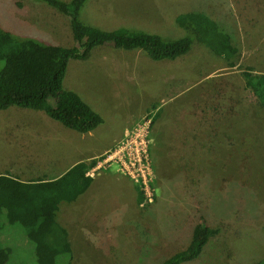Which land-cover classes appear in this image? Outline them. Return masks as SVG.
I'll return each mask as SVG.
<instances>
[{
	"label": "rangeland",
	"instance_id": "obj_1",
	"mask_svg": "<svg viewBox=\"0 0 264 264\" xmlns=\"http://www.w3.org/2000/svg\"><path fill=\"white\" fill-rule=\"evenodd\" d=\"M23 1L0 0V45L5 32L19 39L29 37L63 46L73 43L70 25H56L54 20H49L54 8L48 7L52 6L45 2L38 3L48 7L37 6L34 4L37 0L31 6H24ZM98 1L84 3L79 15L81 21L98 24L103 29L113 27L107 5L111 0H103V4ZM216 1L223 2L226 12L211 0H208L209 13L197 12L214 20L227 35L228 43L237 47L238 58L231 70L239 73L263 70L264 0ZM20 14L23 17L29 14L24 23L20 22ZM141 14H135L131 24L135 18H141ZM36 15L45 21L35 20ZM153 15L150 9L142 15L150 25L146 28L148 31L156 30L165 39L187 34L188 31L173 21L164 26L154 25ZM122 18H127L125 12L119 13L118 23L125 22ZM191 34L190 48L178 57L182 76L178 75L176 82L175 59L154 60L160 61L157 70L152 59V63L149 60L148 65L146 62L139 67L141 61H146L140 49L98 45L87 59H69L63 88H75L82 100L102 117L90 134L70 129L51 117L48 118L58 123L54 125L58 128L46 120L28 117L37 109L16 105L0 109V171L17 175L15 161L19 160L22 165L34 166V171L25 174L32 176L31 179H48L52 175L45 171L48 166L57 162L61 166L69 165L71 160L83 159L90 152H101L117 140L112 149L127 131L137 125L143 131L145 125L151 200L128 175L116 171L125 178L98 176V188L92 183V189L78 200L59 207L56 218L66 227L71 253L57 256L56 264H160L187 245L201 219L216 232H200L202 244L198 255L176 264L264 262V156H246L245 168L240 166L239 169L238 164L235 165L236 156L223 155L221 136L216 131L211 135L217 137L214 140L217 148L196 149L200 153L192 155L189 129L178 125L173 115L176 110H180V115L189 112L188 102L199 88L203 93L210 88L219 95L222 83L232 77L226 73L230 70L227 60L235 56L230 58L226 52L215 54L198 41L193 32ZM124 52L132 55L127 70L116 77L101 71L110 67L111 55L118 53V61L125 63L120 56ZM200 52L210 55L201 58ZM180 128L182 134H179ZM260 143L264 144V140L260 139ZM104 153L90 159L97 162ZM88 171L94 173L98 169ZM113 171L110 168L109 172ZM136 188L143 192L141 203L137 202ZM3 217L4 214L0 218V229L8 234L1 232L0 242L11 247V258L6 264H36L32 243L24 236L22 227L9 224Z\"/></svg>",
	"mask_w": 264,
	"mask_h": 264
},
{
	"label": "trees",
	"instance_id": "obj_2",
	"mask_svg": "<svg viewBox=\"0 0 264 264\" xmlns=\"http://www.w3.org/2000/svg\"><path fill=\"white\" fill-rule=\"evenodd\" d=\"M37 1L68 16L73 43L63 46L29 37L19 39L5 32L0 45V109L11 105L40 109L64 126L80 132L94 129L102 117L77 92L63 88L62 80L69 59H87L95 46L141 49L152 60L175 59L190 48L193 32L194 37L213 53L226 52L230 58L235 56L226 59L230 66L238 58L237 47L228 43L227 35L219 30L216 22L197 11L178 13L175 23L188 31L187 34L165 39L160 34L126 26L108 30L83 23L79 15L86 0ZM248 75L247 83L264 107V73L248 72ZM95 162L96 159L77 161L52 179L20 180L0 173V218L4 214L2 219L22 227L24 236L32 243L36 264H56L60 254L70 256L68 232L58 222L56 214L61 204L75 201L86 191L92 180L86 172ZM136 190L137 202L141 203L143 192ZM1 232L8 234L0 229V236ZM200 232L211 234L216 229L208 227L203 219L199 220L187 245L160 264H176L195 258L202 244ZM10 258L11 247L0 242V264H6ZM263 263L256 260L253 264Z\"/></svg>",
	"mask_w": 264,
	"mask_h": 264
},
{
	"label": "crops",
	"instance_id": "obj_3",
	"mask_svg": "<svg viewBox=\"0 0 264 264\" xmlns=\"http://www.w3.org/2000/svg\"><path fill=\"white\" fill-rule=\"evenodd\" d=\"M87 1V0H86ZM85 1V2H86ZM33 1L30 0H24L23 5L24 6H31L33 4ZM37 1L34 4L40 7H43L45 5L40 4ZM100 4H103V0L98 1ZM212 4L215 5L218 4L222 7L223 11L226 12V9L223 5L222 1H216L211 0ZM22 3V2H21ZM208 0H111L109 4L110 7V20L113 21L114 26L111 28H105V29H113L117 28L119 26H126V27H134L136 29H140L143 31L151 32V33H158L156 30L148 31L146 28L150 25L148 24V21L145 17H143V12L146 11V9H150L154 12L153 17L155 18L154 25L163 24L167 25L170 24L172 21L175 22V16L183 11H205L204 13H209L210 8H208ZM105 5V4H104ZM84 6V4H83ZM82 6V7H83ZM180 6V7H178ZM48 7V6H45ZM48 8H54L52 11L54 14L50 15L49 20H54L56 25L59 23L60 25H64L67 27L69 25V19L66 14L59 11L55 7H48ZM46 9V8H43ZM220 8H218L219 10ZM29 9H26V11ZM37 11V10H36ZM217 11V10H216ZM215 11V12H216ZM39 12V11H38ZM125 12L127 15V18L125 19V22L118 23L119 20V13ZM142 13L141 18H135V20L131 19L135 16L137 13ZM36 14V13H35ZM32 14H30L31 16ZM34 15V13H33ZM47 15V14H46ZM213 15V14H212ZM217 17V14H215ZM21 23L25 22V18L23 15H21ZM40 15H36L35 20H44L42 17H39ZM48 18H46L47 21ZM16 20L17 16H16ZM169 20V21H168ZM63 21V24H62ZM168 21V22H167ZM167 22V23H166ZM98 27H103L98 24H94ZM106 25L107 24H103ZM111 24H109L110 26ZM128 50V49H126ZM141 50V49H140ZM145 54V62L141 61L139 63V67H143L146 63L148 65L149 60L150 63H152L151 59L148 57V55L143 51ZM184 54V53H183ZM201 58L204 56L210 55L206 52H200ZM121 59L125 60L124 62H119V54L111 55L110 58V67L101 71L104 74H114L115 77L123 70H127L129 68L128 60L129 57L132 55L130 53H121L120 54ZM181 56V55H179ZM180 59V58H179ZM174 60V59H173ZM154 61V60H153ZM178 57L175 58L173 61V70H174V80L176 82V77L182 76V68L180 61L177 64ZM160 61H154L153 66L155 69H158ZM235 63V62H234ZM170 61H168V65L170 66ZM177 66V69H176ZM230 66V65H228ZM235 67L234 65L230 66V70H228L226 73L232 74V77H229L227 80L222 83L220 86L221 89H219L220 94L218 95L215 90H210V88H207L205 93L203 91H200V88L195 91L192 95V97L189 100V112L184 113V115H180V110H176L175 113L173 111V115L175 119L178 121V125L185 126L186 129H189L190 132V146H191V154L200 153V151L209 149L214 150L217 148L215 146L214 140L217 137H214L211 135L216 131V133H219L222 140V153L223 155H229V156H236L237 163L239 169L240 166L245 168V157L246 156H264V144L260 143V139L264 140L263 137H260L261 135L264 136V107L260 104L259 99L256 97V95L251 90V87L248 85V73L244 71V73H239L237 70H231ZM250 67V66H249ZM176 69V70H175ZM252 69V68H249ZM213 70L212 72H214ZM75 72H84L82 70H75ZM179 72V73H178ZM211 72V74H212ZM178 73V74H177ZM250 73H264L263 70H252ZM80 73L79 75H81ZM209 75V74H208ZM66 79V72L63 77V82ZM198 83V82H197ZM74 86V85H73ZM73 91H77L75 88H72V86H69V88H65ZM78 93V92H77ZM205 100V102H203ZM204 104V105H203ZM146 108L148 107L145 106ZM204 107V108H203ZM29 109V108H28ZM27 110V109H25ZM31 112V111H30ZM43 111L32 110V113L28 116L31 117V119H39V120H46L48 123H50L53 127L58 128V123L50 121V119L45 112ZM182 114V113H181ZM47 123V124H48ZM180 128L179 134L183 133V129ZM74 130V129H73ZM69 131V130H66ZM91 131L88 132H81L82 134L87 133L90 134ZM182 137V135H180ZM179 136V137H180ZM258 137V138H257ZM117 141V140H116ZM115 141V142H116ZM114 142V144H115ZM114 144H111L110 146L104 148L101 152H90L86 156H84L83 159L81 158H75L71 160L68 164H62L56 163L54 165L48 166L45 168L46 172L48 171L52 175L48 179L56 178L57 176L61 175L66 169H68L72 164H74L77 161L85 160L87 161L91 157H94L98 154H102L109 150ZM196 149H199L198 152ZM199 155H206V154H199ZM17 169H15V172H17V175H12V177H16L20 180H29L32 178V176H25L26 173L30 171H34V166H27L22 165L19 160L15 161ZM22 165V166H21ZM65 165V166H64ZM91 168V167H90ZM89 168V169H90ZM110 168H104L101 170H98L94 173H89L88 175L91 176V182L88 188L86 189V192L91 188L92 189V183L95 184V188H98L99 182H97L98 176L101 174H104L109 177H114L115 179H123L121 174L117 173L115 170L113 172H109ZM0 173H3L0 171ZM10 175V174H9ZM37 178V177H36ZM102 182H100L101 184ZM82 193L80 196H83ZM79 198V197H78ZM78 198L76 200H78ZM75 200V201H76ZM81 200V199H80Z\"/></svg>",
	"mask_w": 264,
	"mask_h": 264
},
{
	"label": "built area",
	"instance_id": "obj_4",
	"mask_svg": "<svg viewBox=\"0 0 264 264\" xmlns=\"http://www.w3.org/2000/svg\"><path fill=\"white\" fill-rule=\"evenodd\" d=\"M144 127L143 131L139 125L127 131L120 143L107 150L90 169L112 168L128 175L142 187L148 200H151L150 193H148L150 159ZM86 173L89 174V171L87 170Z\"/></svg>",
	"mask_w": 264,
	"mask_h": 264
}]
</instances>
